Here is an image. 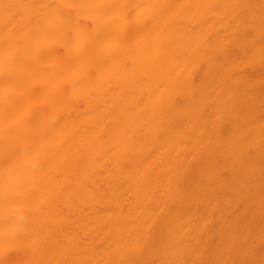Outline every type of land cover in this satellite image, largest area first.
I'll return each instance as SVG.
<instances>
[{"label":"bare ground","instance_id":"1","mask_svg":"<svg viewBox=\"0 0 264 264\" xmlns=\"http://www.w3.org/2000/svg\"><path fill=\"white\" fill-rule=\"evenodd\" d=\"M0 264H264V0H0Z\"/></svg>","mask_w":264,"mask_h":264}]
</instances>
